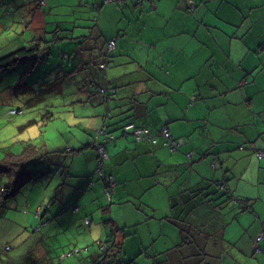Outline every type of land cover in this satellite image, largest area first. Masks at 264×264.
Masks as SVG:
<instances>
[{
  "label": "crops",
  "instance_id": "crops-1",
  "mask_svg": "<svg viewBox=\"0 0 264 264\" xmlns=\"http://www.w3.org/2000/svg\"><path fill=\"white\" fill-rule=\"evenodd\" d=\"M61 9H71V34L61 33L64 24L57 21L59 33L50 36V16ZM27 10L30 19L20 18L21 29H4L0 48L12 53L39 42L37 56L17 63L24 64L20 79L29 71L25 80L34 90L13 95L17 85L7 83L8 69L0 68V92H8L3 102L26 97L15 112L22 115L25 104L45 99L41 85L56 82L63 92L64 71L71 76V128L81 134L71 131V149L39 152L32 160L46 173L12 198L2 188L13 177L0 173L6 180L0 186V264H108L113 256L103 251L110 241L122 248L116 264H264V0H37ZM113 39L116 48L108 54ZM61 40L71 46L58 48ZM41 65L46 71L35 78ZM103 88L114 92L99 93ZM54 116L47 111L29 125L43 127ZM130 122L157 135L168 128L179 149L137 141L123 130ZM102 129L115 137L105 144L104 170L116 180L111 199L92 146ZM24 151L10 147L0 164L18 162ZM70 152L71 173L63 160ZM37 190L57 202L43 206ZM70 198L71 211L54 219L59 203ZM243 202L251 207L242 209ZM33 208L46 221L36 231L52 230L56 239L30 236L20 250L21 235L40 222ZM71 228L78 236L67 232L71 243L61 252L59 235ZM88 236L95 238L92 247ZM142 249H149L150 260L137 263Z\"/></svg>",
  "mask_w": 264,
  "mask_h": 264
},
{
  "label": "rangeland",
  "instance_id": "rangeland-1",
  "mask_svg": "<svg viewBox=\"0 0 264 264\" xmlns=\"http://www.w3.org/2000/svg\"><path fill=\"white\" fill-rule=\"evenodd\" d=\"M36 1L37 0H0V24H2V26H0V46H2V43L6 39V35L9 31V30L4 31V29L7 28V26L9 24H12L13 32L16 29L17 30L21 29L22 23L20 22V18L25 17V18H27V20L30 19L29 18L30 14H29V11L27 10V5H29L32 8V7H34V4H36ZM57 13L59 16H57L55 14L50 16V18H51L50 20L52 22H54L52 29H55L53 33H49L50 36H53L55 33H59L57 30L58 29L57 24H56L57 21H60L64 24V26H63L64 30H62L61 33L71 34V9L70 10L61 9ZM52 29H50V30H52ZM69 46H71V41H68V40H61L58 43V48H60V49H65V47H69ZM20 47H17L16 49H18ZM60 49L57 51V54L59 55V56H57V58L62 57V52ZM66 49H68V48H66ZM3 52H4L3 49L0 48V54H6V55L10 54L9 52H6V53H3ZM21 64L22 63L17 64L16 66H13L14 68L8 69L6 71L5 80L7 83L13 82L14 87L19 82V80L21 78V72L24 70V64H23V66H20ZM26 65H27V63H26ZM41 66H42V70L34 75L35 78L41 76L43 74V71H46L44 66L43 65H41ZM16 67H17V70H15ZM14 71H16V72H14ZM25 72H27V70H25ZM68 72H71V68L69 69ZM0 73L4 75L3 71H1ZM11 73H13V77L10 76ZM52 74H54V73H52ZM61 74H62V78L67 79V81H68V84L64 87L63 92H60L61 90L59 91V86L56 82L51 84V85H55L53 87H50L51 85L49 86L47 84L41 85V88L46 89V90L45 91H39V94L45 95L46 96L45 99L40 101L38 104H35L33 106H30V107L28 104H25V106H24L25 113H22V115H21V113H17V114L13 113L12 114V111L17 110L20 106L22 107V105H24V103L26 101V97L18 98L20 100L15 105H12L10 103L5 104L3 102V100H4L3 95H6L8 93V92H5L7 89L0 92V156L4 157L7 153V149H9L10 147L19 152L20 150H26V148H30L29 144L35 146L37 151L40 153L50 152L51 147L56 148V150H60V149H63L65 147L71 149V138L73 139V137H71L72 136L71 131L75 132L74 131L75 129L71 128V83H69L71 76H70V74L66 75V73H64V71H62ZM35 78H34V80H35ZM48 89H50L49 93L47 92ZM13 92H14L13 95H16V93H20V91H15V88L13 89ZM1 100H2V102H1ZM57 103H59V104L55 106V104H57ZM50 104H53V105L51 107H48ZM47 111H51V112L55 113L54 118L50 122L47 121V123L49 122L48 124L46 123L45 125H43V127H41V125H42L41 123H38V125H37V123H35V122H34V124L29 125L30 121H32V120H39V119L42 120V117H40V114H47ZM26 115H27V119H25ZM45 120H47L46 117H45ZM76 134H78V135L81 134L79 128H78V132L74 133V136ZM82 134H84V133H82ZM162 139H164V138H163V133L161 132V141L160 142L164 145ZM99 141L101 142L100 137H99ZM109 141H112V140H109ZM103 145H104V148L106 149L105 144H103ZM95 149H96L97 153L99 154L97 148H95ZM260 154L261 153H259V155ZM68 155H70V158L68 160V165H69L68 170L71 173V171H70L71 170V152ZM104 172H105V170H104ZM105 174H107V173L105 172ZM61 176H63V174H61ZM1 179H2V181H1ZM5 181H6L5 178L3 176H1V174H0V186L2 185L1 182H5ZM63 192H64V189L61 190V194H63ZM33 194H34V197L41 204H44L43 206H47L50 203L55 204L57 202L56 199L51 200L49 198L50 193L45 194V196H44L43 194H41L37 190ZM21 195H26V193H22ZM59 204H60V209H59L60 212L55 211V213L53 215L54 219L60 218L62 215L66 216L67 211H71V209L73 208V205H71V198L67 202H65V203L60 202ZM243 205H244V203H240L239 207L243 206ZM21 209H22V211H25V212L28 211L27 206H23ZM32 211H34V212H32ZM32 211H31L32 216L37 217L36 224L38 223V219L40 222H39V225L38 224L32 225V227H34V229L30 228L29 232H25L24 234L21 235L20 242H23V245L18 248L20 250L24 248L23 247L24 245L28 244V241H25V240L28 239L30 236H32V238H34L35 236L37 237V236H41L42 234H45L46 236H48L47 239L44 238L46 241L51 242V241H53V239L54 240L56 239V236H54L52 238V235H53L52 230H45V231L40 232V233L36 231V227H38V226H39V228L43 227L41 222L42 221L44 222L45 219H44V217H42V220H41V216H40V214L37 213L35 208H33ZM44 211L42 212L43 216H44ZM69 216H71V213ZM89 219L91 220L90 217H89ZM93 220H94L93 223L99 222V219H97L95 217L93 218ZM91 222H92V220H91ZM99 227H100V225H99ZM84 229H85L84 227L81 228L82 231ZM61 230H63V229H61ZM69 231H70V229L63 230L62 234L59 235L60 242H61V247H60L61 252H63V249L67 250L66 245L71 243L68 240L66 233L68 232V235H70V236H71V234L78 233L77 229L74 231V229L71 228V232H69ZM200 234L204 240H211V234L210 233L209 234L204 233V231H203V234H202V232H200ZM76 235L78 236V234H76ZM144 236H147V235H144ZM168 239H169V241H171L170 237H168ZM94 240H95V238L93 236H88L86 239V244H88V245H90V247H92L93 244H95ZM58 243H59V241H57V244ZM81 244L82 243H80V245ZM127 244L129 245V242ZM140 251H141V254L139 256H137V263H139V262H145L146 263V261H149L150 260L149 259V254H150L149 249H147V250L142 249ZM137 253H138V249L134 252V254L136 255ZM124 264H129V262H126Z\"/></svg>",
  "mask_w": 264,
  "mask_h": 264
},
{
  "label": "trees",
  "instance_id": "trees-1",
  "mask_svg": "<svg viewBox=\"0 0 264 264\" xmlns=\"http://www.w3.org/2000/svg\"><path fill=\"white\" fill-rule=\"evenodd\" d=\"M40 51H41V47H40L39 42L36 43L34 41L31 45L23 46V47L17 49L16 51L10 53L9 55L0 58V68L9 69V67L15 66L17 63H19V62H21L27 58H34L35 56H37V54ZM43 51L46 55L48 54L47 49H43ZM27 72H29V71H27ZM27 72H25L23 74L22 79H20V82H18L16 84L17 86L15 87L16 91H20V93H23V94H30L34 90V87L31 85V83H29L25 80V76H26ZM98 92L100 93L101 89H99ZM30 100H32V99H30ZM130 123H133V122H130ZM130 123H127L126 125H128ZM133 124H135V123H133ZM126 125H124V127H123L124 132L125 133H132L136 138L135 129L131 128L129 130H126L125 129ZM136 127L139 129H147L145 127H138L137 125H136ZM147 130L149 131V133H148L149 137L145 138L144 140H147V141H150L153 143L160 142L161 134L157 135V134L152 133L149 129H147ZM163 130H164V128L161 131L162 133H163ZM105 131H106V129H105ZM172 137H173V135H172ZM154 138H156V141H154ZM173 139L180 141L178 138H175V137H173ZM100 140L105 141V144H107V142H108V140L106 141L103 136H101ZM144 140H141V141H144ZM162 140L164 143V139H162ZM92 146H93V144H92ZM29 147L30 148H26V150L22 153L21 157H19L18 162L15 160L12 162V164H9V165H6L4 163L0 164V173L1 172L2 173H8L9 175H11L13 177L12 183L5 185L4 188H2V192L6 193L5 198H7V199L12 198L15 194H17V192H19L21 188H23L26 184L31 182V178L37 177L38 173H40V172H42L44 174L46 173V171L44 169L39 170V168L35 165L34 160H32L37 154H39V152L37 151L35 146L30 144ZM179 147H178V149H179ZM166 148L169 149L168 146H166ZM67 150L68 149H66L64 151H67ZM64 151H59V152L61 153ZM176 151H174V152H176ZM53 153H55V152H53ZM39 156H41V155L39 154ZM98 158H99V154H98ZM63 160L65 161V163L66 162L68 163L69 158H64ZM97 161H98V159H97ZM97 164H98V162H97ZM65 166L66 165L62 164L61 167L63 168ZM219 185H221V184H219ZM249 207H251V205H248V203L247 204L245 203L244 206H242V209H245V208L247 209ZM180 227L182 228L183 226H180ZM110 242L111 243L108 245V250L106 251L104 249L103 252L108 257L113 256L112 257L113 260L111 259L108 262V264H116L114 258H116L117 256H120L118 254H121L122 248L120 247V244H116V243H114V241H110ZM109 252L112 254L108 255ZM101 256H103V255H101ZM104 261H106V260H104ZM104 263L106 264V262H104Z\"/></svg>",
  "mask_w": 264,
  "mask_h": 264
},
{
  "label": "built area",
  "instance_id": "built-area-1",
  "mask_svg": "<svg viewBox=\"0 0 264 264\" xmlns=\"http://www.w3.org/2000/svg\"><path fill=\"white\" fill-rule=\"evenodd\" d=\"M142 1H144V0H137L138 3L142 2ZM115 48H116V40L115 39L110 40L107 44V50H108L107 53L111 54L115 50ZM106 64L107 63H102L100 65V67L106 68L107 67ZM101 91L112 93V92H114V89L113 88H109V89L103 88ZM15 112L16 111H14V110L12 111V113H15ZM131 128L135 129L137 141H141V140H144L145 138L149 137V134H148L149 131L147 129H139L133 123H130V124L126 125V127H125L126 130H129ZM101 136H103L106 141L112 140L114 137H113V135L106 134V132H104V129H102L98 132L97 137L93 141V146L95 148H97V150L99 152L97 171H98V174L101 177H104V179L106 180L107 188H106L105 192H106L107 197L109 199H111L112 193H113L114 188L116 186V180L112 175H107L104 172V163H105L106 159L108 158V154H107L106 149L104 148V145H103V144H105V141H101L102 143L99 141V137L101 138ZM163 138H164V144L169 147L171 152L176 151L181 144L180 141L173 139L171 132L167 128H164V130H163ZM154 141H156V138H154Z\"/></svg>",
  "mask_w": 264,
  "mask_h": 264
},
{
  "label": "bare ground",
  "instance_id": "bare-ground-1",
  "mask_svg": "<svg viewBox=\"0 0 264 264\" xmlns=\"http://www.w3.org/2000/svg\"><path fill=\"white\" fill-rule=\"evenodd\" d=\"M107 134H109V135H113V134H111V133H107ZM113 137H114V135H113ZM108 154V153H107ZM257 250H259V249H257Z\"/></svg>",
  "mask_w": 264,
  "mask_h": 264
},
{
  "label": "clouds",
  "instance_id": "clouds-1",
  "mask_svg": "<svg viewBox=\"0 0 264 264\" xmlns=\"http://www.w3.org/2000/svg\"><path fill=\"white\" fill-rule=\"evenodd\" d=\"M14 111L18 112V111H21V110H14Z\"/></svg>",
  "mask_w": 264,
  "mask_h": 264
}]
</instances>
